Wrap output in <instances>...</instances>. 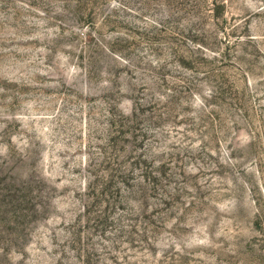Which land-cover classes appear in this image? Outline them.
Returning a JSON list of instances; mask_svg holds the SVG:
<instances>
[{
  "label": "rangeland",
  "instance_id": "374dc122",
  "mask_svg": "<svg viewBox=\"0 0 264 264\" xmlns=\"http://www.w3.org/2000/svg\"><path fill=\"white\" fill-rule=\"evenodd\" d=\"M0 264H264V0H0Z\"/></svg>",
  "mask_w": 264,
  "mask_h": 264
}]
</instances>
